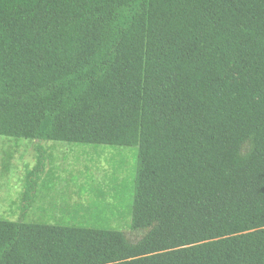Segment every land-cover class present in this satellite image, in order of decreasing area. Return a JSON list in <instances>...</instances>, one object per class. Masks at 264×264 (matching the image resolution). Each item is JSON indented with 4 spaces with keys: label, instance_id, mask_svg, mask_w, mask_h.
Masks as SVG:
<instances>
[{
    "label": "trees",
    "instance_id": "16d2710c",
    "mask_svg": "<svg viewBox=\"0 0 264 264\" xmlns=\"http://www.w3.org/2000/svg\"><path fill=\"white\" fill-rule=\"evenodd\" d=\"M0 136L138 153L130 233L0 219V264H264V0H0Z\"/></svg>",
    "mask_w": 264,
    "mask_h": 264
},
{
    "label": "rangeland",
    "instance_id": "374dc122",
    "mask_svg": "<svg viewBox=\"0 0 264 264\" xmlns=\"http://www.w3.org/2000/svg\"><path fill=\"white\" fill-rule=\"evenodd\" d=\"M64 144L0 136V217L53 221L69 209L73 223L98 220L130 233L124 183L135 176L137 149ZM33 182L31 205L22 213V194Z\"/></svg>",
    "mask_w": 264,
    "mask_h": 264
},
{
    "label": "crops",
    "instance_id": "0c3cea01",
    "mask_svg": "<svg viewBox=\"0 0 264 264\" xmlns=\"http://www.w3.org/2000/svg\"><path fill=\"white\" fill-rule=\"evenodd\" d=\"M35 141H38V140H35ZM64 145H67V144H64ZM34 186H35V182H33L31 184L27 183V185H26V188H25V190H24V192L22 194V198L25 195V193L29 192V195L31 196V200L26 203V202H23V200L21 199V203H22V207H21L22 208V213H24L30 207V205H31V202H32V199H33V193H34ZM69 212H70L69 209H66V213L64 215L65 217H63V219L66 220V221H68V222L71 221V220H69V217H70V213ZM62 216L63 215L61 214V211H60V215H58V217L56 219H54L53 221L51 220V218H48L49 220L40 219V220L34 221V222L35 223H46V224H51L52 225V224H55L56 222H58L61 219ZM0 219H2V220H8V221L32 222V221H26V220H24L22 218H20L18 220H9L8 218L0 217Z\"/></svg>",
    "mask_w": 264,
    "mask_h": 264
}]
</instances>
